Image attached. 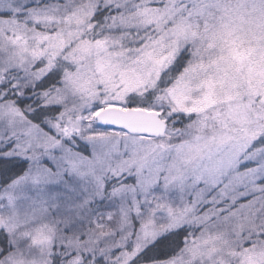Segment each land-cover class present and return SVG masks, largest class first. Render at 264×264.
Segmentation results:
<instances>
[{
    "label": "snow or ice",
    "instance_id": "6c2138e0",
    "mask_svg": "<svg viewBox=\"0 0 264 264\" xmlns=\"http://www.w3.org/2000/svg\"><path fill=\"white\" fill-rule=\"evenodd\" d=\"M0 264H264V0H0Z\"/></svg>",
    "mask_w": 264,
    "mask_h": 264
}]
</instances>
